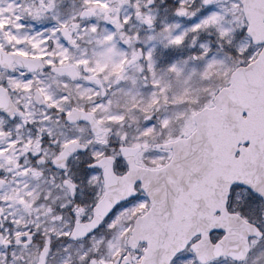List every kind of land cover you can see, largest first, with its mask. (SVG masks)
I'll return each mask as SVG.
<instances>
[{"label": "snow or ice", "instance_id": "obj_1", "mask_svg": "<svg viewBox=\"0 0 264 264\" xmlns=\"http://www.w3.org/2000/svg\"><path fill=\"white\" fill-rule=\"evenodd\" d=\"M0 264H264V0H0Z\"/></svg>", "mask_w": 264, "mask_h": 264}]
</instances>
